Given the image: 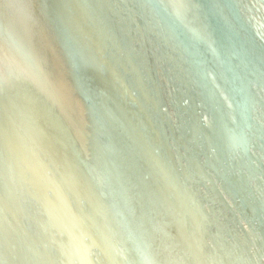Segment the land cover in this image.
I'll return each instance as SVG.
<instances>
[{
  "label": "bare ground",
  "instance_id": "obj_1",
  "mask_svg": "<svg viewBox=\"0 0 264 264\" xmlns=\"http://www.w3.org/2000/svg\"><path fill=\"white\" fill-rule=\"evenodd\" d=\"M33 1L6 4L12 5L11 13L21 24L31 20L35 4L49 19L35 6L36 31L25 30L19 36L14 29L17 33L7 36L11 41L17 38L12 43L26 55L34 46L29 58L43 72L48 96L42 98L20 81L24 64L12 70L15 53L0 36V264H250L246 247L255 257L256 249H264V222L244 178L254 184L255 196L264 199V187L258 189L255 167L247 158L252 137L261 142L264 134L251 122L247 84L255 85L254 71L261 69L264 75V48L258 45L253 52L219 20L224 8L233 23L245 22L234 3ZM170 14L195 22L204 18L219 48L207 49L202 20L190 24L198 34L191 43ZM243 31L253 43L250 29ZM182 38L191 51L184 62L179 47L174 53L170 44ZM150 42L175 85H186L182 93L196 100L187 87L194 73L202 96L216 107L210 129L200 123L194 106L185 111L187 137L182 136L184 112H178L176 122L183 125L179 140L184 144L199 134L205 150L212 148L208 164L224 167L221 194L234 198L248 216L242 223L251 244L241 241L224 220L210 223L199 196L195 199L196 192L186 186L191 172L204 175L198 154L191 152L180 176L170 161L166 118L159 109L161 93L149 70ZM209 68L222 81H230L224 112L218 111L217 95L205 75ZM235 146L239 150L234 156L230 152ZM237 165L242 169L235 175ZM208 233L211 244L205 243ZM93 248L97 255L91 257ZM260 259L264 261V251Z\"/></svg>",
  "mask_w": 264,
  "mask_h": 264
},
{
  "label": "water",
  "instance_id": "obj_2",
  "mask_svg": "<svg viewBox=\"0 0 264 264\" xmlns=\"http://www.w3.org/2000/svg\"><path fill=\"white\" fill-rule=\"evenodd\" d=\"M6 1L7 0H0V20H1L0 36L7 42V44L10 46L12 51L15 53L12 56V63H13V64L11 63L12 70L20 69L18 68V64L20 63L24 64V69H22L23 72H21L22 76L19 77L20 81L25 82L33 92L39 94L42 98L43 95L48 96L49 95L48 82L44 79V75L42 74L43 72L41 70L39 71L35 59L34 61H32L29 58L32 50L34 51V46L30 48L31 50L29 55H26L23 52H21L19 48L17 49L18 47L17 45L13 44L16 42L17 38L12 36V41H11L7 36L8 34H16L18 30H19L18 31L19 36L20 33L25 30H29L30 32L31 30L36 31L37 24L36 23L34 24V20H33V16L35 17V13H36L35 6L38 7V11L40 10V13L43 15V17L48 20L49 18L47 17L46 14L47 11L43 8L40 9L38 4L37 5L35 4V6L33 5L34 9L31 12V20L28 23L21 24L19 23L17 17L15 15H12L11 13V9L9 7L12 8V5L10 4L8 6L6 4ZM230 1L234 3L240 15L243 18H245V22L242 25H240L238 22L233 23V21L226 15V10L224 8L220 10L221 18L219 20L221 22H225L227 25H230L233 34L237 35L238 39L242 41V44L244 46L249 47L253 52H254V47H257L258 45L264 48V0H230ZM33 2L34 1L32 0V3ZM16 4H17V0H16ZM155 5L157 7H160L156 2ZM165 13L161 12V14H165ZM168 13L170 12L168 11ZM171 17L177 18V20L180 21V24L184 29L182 31L183 38L186 37L191 43H194L195 39L198 37V34L190 29L191 27L190 24L192 23L198 24L202 20L208 34L207 36L205 30L203 31L205 41H207L208 43L207 46L210 48L207 49L209 51L210 50L214 51L216 50V48H219L218 46L219 41L217 40L216 36L211 32V30H209L207 26V21L204 18L200 17V19L197 20V22H195L190 18L188 20L186 16L180 18L171 15ZM237 17H239V14H237ZM181 21L183 22L181 23ZM50 23L52 25L51 21ZM52 27L53 25L51 26V28ZM245 27H248L252 32V34L250 33L249 34L252 37L251 39L253 43H250L247 40L246 38L247 32L243 31L245 30ZM14 29H16L17 31H12ZM237 30H239V32H237ZM183 38L181 41H178L176 43H173L174 42L173 40L172 42L170 41V44L174 45L173 47V49H175L174 53L179 52L177 50V48L179 47L181 51V56H180L181 62L188 61V56L191 54L190 49L186 50V48L184 47L185 41L183 40ZM156 42L159 44V39H157ZM151 46L152 49H150V51L153 53V59L151 63L153 66H151L149 70L151 76L153 77L152 81L157 84V87H159L161 93L162 106H160L159 109H160V115L161 116L164 115V117L166 118L164 139L166 143L167 153L169 152L170 154V161L175 166L178 176H180V172L186 170L189 166L188 165L189 161L187 158L191 154V152L195 151V153L198 154L197 156L198 163L204 175L200 177L197 173L191 172L190 174H188L186 178V182H185L186 186L189 188L190 191L193 190L196 192L194 196L195 199L197 198V196H199L197 200L201 204L202 213L206 218H208L210 223L212 219L214 222L215 218H217L221 223H222L221 220H224L227 228L230 231L240 235L241 241L246 239V241H248L251 244V239L248 236L249 231L244 228V225L242 223V221L246 220L248 216L245 215L238 208V203L234 198L228 199L227 196L225 198V196L221 194V192H223V180L221 179L220 174L225 171L224 167L222 165H219L218 167H212L211 165L208 164V160H210L209 156L212 157L213 154L212 148L205 150L206 148L202 143L201 141L202 139L199 134L196 135V138H193L191 140L188 139L184 141V144L179 140V133L181 134L180 127H183V125L179 126L176 122V119L179 115L178 112L180 113L184 112L183 115V118L185 119L184 128H183L184 134L181 135L183 137H187L189 133H187L188 131L186 128V123L189 122V117L185 116V111L191 109L194 106L195 113L198 116L200 123L206 129H210L212 117H213L212 113L214 110H216L215 109L216 107H214V104L212 103L211 100H207L202 96L201 88L197 82L196 75L194 73L190 74V78L192 81L189 82L187 87L194 90L191 91V93L192 95H195L196 93V100L192 101V98L188 96V93L186 94L182 93V91L184 92L186 85L184 86H182L181 84L175 85L174 80L169 76V72L166 73L165 71L166 65L163 61V57L160 56L159 58L160 53L158 54L157 46L150 42V47ZM234 59L237 63L238 62L237 59L236 58ZM254 73H255L254 76L255 85L250 86L247 84V90L251 93L249 111L252 114V117L250 119L252 124L255 125L257 128H259V130H262L263 131L262 133L264 134L263 125L261 123V122L264 123V96H263L264 75L262 74L261 69H260V73L257 71H254ZM214 74L216 75V70L209 68L207 69V74L205 75L209 80L210 84L212 85L213 89L215 90V94L217 95L216 100L218 104V111L222 110L224 112L226 108L228 109L227 99H229L228 88L230 87V81L229 82L222 81L220 76L216 75V77H214ZM45 92H47L48 94H46ZM180 93L182 94V96L178 97ZM187 100H189V102H187ZM48 102L50 104V99L48 100ZM258 104H260V108H258ZM50 107H52V105ZM255 114L258 115V118H254ZM179 119H180V115H179ZM226 119L230 121V116H227ZM67 130L69 132L71 139L76 140L75 135H73L68 128ZM261 140L262 141L260 142L256 137L253 136L252 137L253 142H250L248 144V152H247L248 153L247 158L251 160V162L255 167L254 169L255 175L253 177L255 178L259 190H261L264 187V140L263 138ZM238 150L239 147L235 146L234 148L231 149L230 154L235 156ZM234 168H233V172L236 175V172L237 173L241 172L240 170L242 169V166L237 165ZM244 179H245L244 182L246 185V191L247 193L249 192V194L252 196L250 197L252 198L253 202L259 205L258 206L259 210H257L258 211L257 214L260 213L259 217L264 222L263 196L260 197L255 196V193L257 192L255 191L256 188L254 187V184H252L249 181V178L248 179L244 178ZM208 238L209 241H207ZM258 241L259 240H256V242ZM211 242H212V236L210 233H208L206 234L205 243L211 244ZM241 247H243V245H241ZM117 250H118V255L122 256L124 249H122V247L120 246ZM263 251L264 249H261V247L256 249L255 250L256 257H255L253 254L254 253L253 250L248 249L246 247V253L249 256V258L252 260L250 264H264V261L260 259V255ZM92 253H95V255H97V252L94 248L89 251V255L91 257H92Z\"/></svg>",
  "mask_w": 264,
  "mask_h": 264
}]
</instances>
